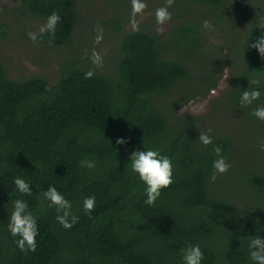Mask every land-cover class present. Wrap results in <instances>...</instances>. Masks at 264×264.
Here are the masks:
<instances>
[{
	"label": "trees",
	"instance_id": "trees-1",
	"mask_svg": "<svg viewBox=\"0 0 264 264\" xmlns=\"http://www.w3.org/2000/svg\"><path fill=\"white\" fill-rule=\"evenodd\" d=\"M78 1L19 0L23 13L44 23L51 13L60 15L54 37L38 35L49 45L69 43L79 22ZM199 1L215 10L232 2L263 7L235 38L242 41L244 67L227 99L264 140V121L251 115L264 104V59L250 47L264 34V0ZM171 36L174 43L167 45L153 31L129 32L111 68H92L83 53L64 61L54 84L38 75L9 79L0 61V264H183L181 249L190 244L200 246L201 264H253L249 239L264 237V151L258 147L255 159L232 163L238 156L230 136L208 132L213 143L204 146L198 140L206 132L201 119L178 115L198 90L181 91L166 102L165 94L192 79L190 44L204 49L188 22L175 25ZM177 46L183 51L169 58ZM223 62L213 61L218 68ZM90 70L94 75L86 79ZM215 72L200 78L206 88L215 85ZM250 87L260 98L242 107L239 97ZM118 138L127 143L118 145ZM217 145L231 167L213 181ZM143 148L159 150L173 166L172 184L152 206L144 203L146 185L130 166V154ZM15 177L25 178L33 194L20 193ZM50 185L79 217L71 228L56 221L54 206L41 202L40 193ZM92 195L96 202L89 215L83 199ZM16 199L25 200L37 220L34 252H22L14 242L19 237L7 228Z\"/></svg>",
	"mask_w": 264,
	"mask_h": 264
},
{
	"label": "rangeland",
	"instance_id": "rangeland-1",
	"mask_svg": "<svg viewBox=\"0 0 264 264\" xmlns=\"http://www.w3.org/2000/svg\"><path fill=\"white\" fill-rule=\"evenodd\" d=\"M139 3L145 7L137 12L133 0H79V22L69 43L49 45L40 40L33 43L28 37L29 32L39 35L40 27L45 24L43 20L23 13L19 0H0V61L6 77L15 80L38 75L54 84L64 61L70 62L74 56L81 57L83 53H87L92 68H111L119 43L129 32L153 31L167 45H173L174 26L188 22L199 32L204 49L200 52L198 46L190 44L188 65L192 69V79L175 86L164 95V99L167 102L181 91L198 90L194 99L178 109V115L201 119L206 132L211 129L212 133L230 136L236 145L234 153L238 156V159L232 158V163L255 159L254 152L260 144L258 128L252 120L240 114L242 111L237 113L230 108L227 95L232 89L234 76L244 67L242 41L235 38L248 28L263 7H256L258 3L255 2H232L225 10H215L196 0H174L168 7L171 20L161 25L155 14L157 8L166 6V0H139ZM205 20L214 26V30L203 27ZM120 24L121 27L116 28ZM97 25L103 29L99 42L96 41L100 35ZM185 46L189 45L186 43ZM182 51V46H177L176 54L170 52L168 57L175 58ZM94 53L101 57L99 66L93 63ZM215 57L224 59L222 68L213 63ZM209 71H216L215 85L206 88L208 83L200 78L207 76Z\"/></svg>",
	"mask_w": 264,
	"mask_h": 264
},
{
	"label": "clouds",
	"instance_id": "clouds-1",
	"mask_svg": "<svg viewBox=\"0 0 264 264\" xmlns=\"http://www.w3.org/2000/svg\"><path fill=\"white\" fill-rule=\"evenodd\" d=\"M135 11H141L145 5L139 3V0H133ZM174 3V0H166V6L156 9V21L158 24H164L166 21L171 20V13L168 11ZM61 21V17L57 12L51 13L45 24L39 29V34L50 33L53 37L57 24ZM204 28H212L214 26L209 21L203 22ZM264 28V25L260 26ZM100 35H97L96 41L102 38L103 29L100 25H97L96 29ZM29 39L35 43L38 40V34L35 32L28 33ZM251 48L258 50V53L262 59H264V34H261L255 39L251 45ZM93 63L100 65L102 63L101 57L98 54H93ZM94 75L93 71L85 73V78L89 79ZM252 85L258 83L256 80H250ZM260 91L257 88L250 87L245 91H242L239 97V103L242 107L252 105L255 101L260 98ZM251 115L260 121H264V104L255 107ZM211 129L208 130L210 132ZM208 132H199L198 140L204 145L208 146L213 143L212 137ZM118 145H124L127 141L124 138H118L116 140ZM259 148L264 151V140L260 141ZM213 152L216 159L212 162V180L215 181L217 174H226L230 169L231 165L227 161V157L224 156L222 147L217 145L213 148ZM130 166L134 173L139 175L140 180L146 185L145 194L146 199L144 203L152 206L161 195V190L169 187L173 180V166L171 158L166 155H161L159 150H136L130 154ZM13 183L16 189L25 195H32L30 183L23 177H15ZM41 202L48 201L49 206L55 207L57 215L55 216L56 221L64 228H71L75 225L79 217L72 214L71 202L62 195L55 186H49L47 190L40 193ZM96 198L94 195L85 197L83 199V209L86 214H89L94 210ZM7 228L13 237H19L14 242L17 247L24 253L28 251L36 250V237L38 235L37 220L33 214L28 210V204L25 200L16 199L13 201V210L9 217ZM250 259L253 264H264V237L259 235L253 236L249 239L248 243ZM183 264H201L204 259V254L197 245H188L181 249Z\"/></svg>",
	"mask_w": 264,
	"mask_h": 264
}]
</instances>
